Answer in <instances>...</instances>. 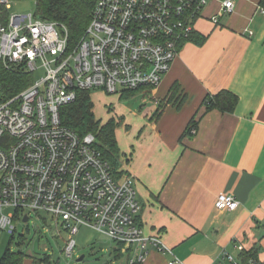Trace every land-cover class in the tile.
I'll list each match as a JSON object with an SVG mask.
<instances>
[{"label": "built area", "instance_id": "built-area-1", "mask_svg": "<svg viewBox=\"0 0 264 264\" xmlns=\"http://www.w3.org/2000/svg\"><path fill=\"white\" fill-rule=\"evenodd\" d=\"M12 1L0 0V61L33 74L43 67L45 75L11 98L0 97V232L14 234L18 221L45 212L68 233L70 257L80 225L122 245L129 264L143 263L152 248L174 255L159 234L147 235L140 225L135 178L117 174L94 134L81 137L65 125L61 108L77 99L78 90L117 94L157 87L210 0H97L77 42L62 22L12 13ZM234 7V0H223L213 23ZM239 206L231 194L216 201L218 210ZM224 258L241 264L227 251ZM169 264L182 261L175 256Z\"/></svg>", "mask_w": 264, "mask_h": 264}, {"label": "crops", "instance_id": "crops-1", "mask_svg": "<svg viewBox=\"0 0 264 264\" xmlns=\"http://www.w3.org/2000/svg\"><path fill=\"white\" fill-rule=\"evenodd\" d=\"M222 1L210 0L162 82L137 90L150 104L133 129H116L115 170L136 180L138 221L182 264H229L225 251L240 259V245L264 246V8L234 0L215 24ZM224 90L238 96L234 110H207V95ZM223 194L238 209L218 210ZM174 255L152 248L142 264H169Z\"/></svg>", "mask_w": 264, "mask_h": 264}, {"label": "rangeland", "instance_id": "rangeland-1", "mask_svg": "<svg viewBox=\"0 0 264 264\" xmlns=\"http://www.w3.org/2000/svg\"><path fill=\"white\" fill-rule=\"evenodd\" d=\"M11 4L12 13L36 12L35 0H17L12 1ZM44 75V68L39 67L34 74V80L37 81ZM90 92L96 119L103 125L109 119L114 118L117 121L120 134H123L127 129L132 130L139 117L137 112L150 104L147 103L150 98L148 97L143 102V96L139 95L138 91L130 96H123L124 92L109 94L100 89ZM12 210L8 209L7 211L11 212ZM16 225L14 234L7 230L0 232V260L9 250L25 254V264L32 263V257L46 256L50 258L51 264H77V259L83 254H86L83 264H126V254H122L121 259H116L114 256L115 249L120 245L87 225H80L78 233L74 236L76 247L71 257L65 253L68 233L61 228V225L56 227L55 219L51 214L32 213L29 222L20 220ZM259 251L261 253L259 264H264L262 262L264 246L260 247Z\"/></svg>", "mask_w": 264, "mask_h": 264}, {"label": "trees", "instance_id": "trees-1", "mask_svg": "<svg viewBox=\"0 0 264 264\" xmlns=\"http://www.w3.org/2000/svg\"><path fill=\"white\" fill-rule=\"evenodd\" d=\"M97 0H36V12L45 20L62 22L67 25L70 40L77 42L84 34L91 21L92 11ZM264 8V0H260ZM34 82V74L26 72L23 66L8 68L0 61V97L11 98L29 87ZM177 87L173 90L169 100L174 99ZM137 90L124 91L123 96L133 95ZM184 99L180 102L182 103ZM238 103V96L229 90L221 91L215 95H207L204 100L206 109L218 108L222 111H232ZM62 122L72 128L79 136L92 133L96 137V145L102 150L113 167H117L120 153L116 138L117 121L109 119L105 124L96 119L94 102L89 90H78L77 99L61 108ZM194 121L189 124L188 132L194 127ZM115 249V257L120 258L122 252ZM26 255L22 252L7 250L2 256L1 264H25ZM241 264H259V247L244 249L240 254ZM31 264H51L50 258L32 257ZM127 264H129L127 258ZM134 264H142L136 262Z\"/></svg>", "mask_w": 264, "mask_h": 264}, {"label": "water", "instance_id": "water-1", "mask_svg": "<svg viewBox=\"0 0 264 264\" xmlns=\"http://www.w3.org/2000/svg\"><path fill=\"white\" fill-rule=\"evenodd\" d=\"M24 220L27 222V221L29 220V217H25ZM85 257H86V254L81 255V256L77 259V264H83V261H84Z\"/></svg>", "mask_w": 264, "mask_h": 264}]
</instances>
